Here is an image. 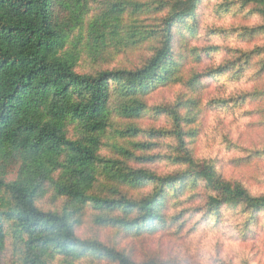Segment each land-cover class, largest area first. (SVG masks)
Instances as JSON below:
<instances>
[{
	"label": "trees",
	"instance_id": "1",
	"mask_svg": "<svg viewBox=\"0 0 264 264\" xmlns=\"http://www.w3.org/2000/svg\"><path fill=\"white\" fill-rule=\"evenodd\" d=\"M202 1L159 0L151 6L105 0L90 16L91 0H0V249L9 230L21 245V264H50L57 257L70 262L92 257L104 264H168L137 263L96 240L78 238L74 215L92 206L101 213L120 214L98 217L104 226L137 236L153 234L166 224V202L199 186L205 198L196 211L204 214L208 225L219 222L223 207L240 206L249 219L264 212V196H251L241 184L223 180L212 161L195 158L186 139L194 138L196 130L185 128L182 124L192 120L176 110H162L170 117L171 129L159 134L173 140V156L168 159L180 170L160 176L99 154L103 137L114 131L113 116L127 122L115 130L120 137L133 139L142 133L127 124L145 113L149 93L176 81L180 66L172 50L175 34L194 33ZM234 3L241 9L249 7L248 13L262 22L249 34H264V0H259L260 6L253 0H226V7ZM154 11L164 13L158 25L139 26L145 19L141 17ZM150 39H156L158 46L136 69L76 70L83 42L82 49L101 54L111 47L136 50ZM260 54L264 49L250 52ZM118 152L124 159L130 156L121 147ZM14 168L15 178L6 181ZM100 175L116 186L151 190L140 198L115 187H108L109 194H97L93 190ZM47 187L65 198L67 205L60 211L37 207Z\"/></svg>",
	"mask_w": 264,
	"mask_h": 264
},
{
	"label": "rangeland",
	"instance_id": "2",
	"mask_svg": "<svg viewBox=\"0 0 264 264\" xmlns=\"http://www.w3.org/2000/svg\"><path fill=\"white\" fill-rule=\"evenodd\" d=\"M131 1L152 6L159 0ZM104 2L91 0L90 16ZM253 2L260 6L259 0ZM249 9H241L237 3L226 7V0H203L196 11L194 33L187 35L178 30L175 34L172 50L180 66L176 81L149 93L145 98V113L127 124L142 133L133 139L120 137L115 130H120L127 122L113 116L114 131L108 130L103 137L100 156L123 162L132 170H147L160 176L180 170L168 159L173 156V140L169 135L159 134L171 129L170 117L162 110L172 109L192 120L182 125L196 130L194 138L186 139L195 158L212 161L223 180L241 184L251 196H264V54L250 55L256 48L264 49V34H249L262 24L258 16L248 13ZM163 15L154 11L152 15L142 16L141 20L145 19L139 26L158 25ZM84 43L78 47L82 53L76 70L80 73L136 69L151 57L152 48L158 46L156 39H150L136 50L119 51L111 47L98 54L82 49ZM222 101L228 102L225 108L216 106ZM73 133L70 128L69 134ZM120 147L130 156L124 159L118 152ZM15 174L16 168L10 170L6 181H12ZM94 186L97 194L115 187L132 198H140L151 190L150 186L136 189L116 186L103 175ZM46 190L36 202L38 208L60 211L67 205L65 198L56 197L52 188ZM184 190L187 191L182 196L166 202L163 209L166 224L153 234L137 236L104 226L98 223V217L120 214L101 213L92 206L74 215L75 233L82 240H96L124 252L137 263L153 260L168 264H264V212L249 219V214L240 206L223 207L219 222L208 225L204 214L196 211L204 205V188ZM21 259V245L7 230L0 249V264H21ZM104 263L92 257L75 262L57 257L50 262Z\"/></svg>",
	"mask_w": 264,
	"mask_h": 264
}]
</instances>
